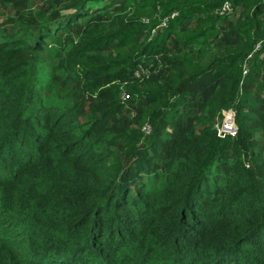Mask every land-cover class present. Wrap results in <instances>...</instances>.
I'll return each mask as SVG.
<instances>
[{"label": "trees", "instance_id": "obj_1", "mask_svg": "<svg viewBox=\"0 0 264 264\" xmlns=\"http://www.w3.org/2000/svg\"><path fill=\"white\" fill-rule=\"evenodd\" d=\"M0 264H264V0H0Z\"/></svg>", "mask_w": 264, "mask_h": 264}, {"label": "built area", "instance_id": "obj_2", "mask_svg": "<svg viewBox=\"0 0 264 264\" xmlns=\"http://www.w3.org/2000/svg\"><path fill=\"white\" fill-rule=\"evenodd\" d=\"M233 116H234L233 110L230 109V110L225 111L224 117L221 123L222 132H228L232 134L236 132V127L233 122ZM146 126L148 127V131H149L150 125H146Z\"/></svg>", "mask_w": 264, "mask_h": 264}, {"label": "rangeland", "instance_id": "obj_3", "mask_svg": "<svg viewBox=\"0 0 264 264\" xmlns=\"http://www.w3.org/2000/svg\"><path fill=\"white\" fill-rule=\"evenodd\" d=\"M219 130L222 132V128H221V126L219 127Z\"/></svg>", "mask_w": 264, "mask_h": 264}]
</instances>
